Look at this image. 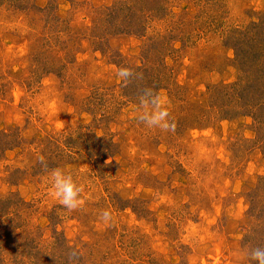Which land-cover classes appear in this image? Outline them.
I'll list each match as a JSON object with an SVG mask.
<instances>
[{
  "label": "rangeland",
  "instance_id": "rangeland-1",
  "mask_svg": "<svg viewBox=\"0 0 264 264\" xmlns=\"http://www.w3.org/2000/svg\"><path fill=\"white\" fill-rule=\"evenodd\" d=\"M159 1L0 0V132L23 141L0 154V196L25 207L21 234L46 247L35 262L55 237L69 264H250L264 245V78L241 81L225 44L264 23V0ZM121 66L167 68L172 131L139 121L147 85ZM57 167L84 188L77 210L52 195Z\"/></svg>",
  "mask_w": 264,
  "mask_h": 264
},
{
  "label": "trees",
  "instance_id": "trees-1",
  "mask_svg": "<svg viewBox=\"0 0 264 264\" xmlns=\"http://www.w3.org/2000/svg\"><path fill=\"white\" fill-rule=\"evenodd\" d=\"M117 12L118 11L116 10L115 13ZM262 24L264 23H261L259 26L258 24H255L253 22L248 27H246V33H244L242 36V38H245L244 40L236 39L238 38L236 37V31H234V34L232 36H226L225 44L230 46V48L234 51L235 58H237L239 66H241L240 71L242 72L241 76L243 78V80L241 79V81H243L244 83L245 81L247 82L248 77L252 72L251 70L253 69H255L253 75L256 76V81H258L259 77L264 78V47L260 46L259 44L261 41H263L262 43H264V25ZM257 26L258 28L256 30L255 28ZM126 31L128 33H131V31L129 30ZM174 41L175 40L172 39L169 43H172ZM162 69L163 73L161 74V78H159V80H157V77L150 78V76L148 75L149 72L147 66H143L140 68L137 67L136 72L143 73V78L145 84L147 85L146 87L152 88L155 92H158L162 90L166 85L163 84L162 80L165 83L166 81H168L170 75V72L165 66ZM164 79H166V81ZM131 85L132 83H129V86ZM128 89H124V91ZM261 92L264 94V89ZM262 93L260 99L261 101L257 99L254 104L257 111H264V97L262 96ZM240 97L243 100L245 98L243 95H241ZM122 98H126V100L129 101L128 99H130V94L128 92H125L124 94H122ZM254 119L258 122V119ZM259 122L260 124H262L261 126L264 127L263 119H260ZM94 140L96 143H103L101 147L97 148L99 149L98 153H100L101 151V153L107 154V149L110 148L111 143L113 144V142H111L109 139V141L107 140L106 142L97 136H94ZM22 143L23 141L21 140L17 129H12L8 132H0V154H3L6 150L17 148ZM98 155L99 154H97L96 156L98 157ZM15 172H18V170ZM10 195L15 196L16 200L11 199L10 196H0V264H29V262L30 264H60L59 262L61 260V264H69L71 262L70 254L67 257L66 252H73V248L69 247L68 245L66 246L65 241L62 237L54 238V244L52 248V254L54 255H52L44 262L42 260H40L39 262H35L38 261L37 259H41V255H45L46 247L44 245H40L39 242L36 241L35 236H31L32 234L24 236L21 234V211L24 210L25 207L19 205L20 198L18 200V197L16 195ZM53 234L56 235L55 230L53 231ZM27 257H29L28 260Z\"/></svg>",
  "mask_w": 264,
  "mask_h": 264
},
{
  "label": "clouds",
  "instance_id": "clouds-1",
  "mask_svg": "<svg viewBox=\"0 0 264 264\" xmlns=\"http://www.w3.org/2000/svg\"><path fill=\"white\" fill-rule=\"evenodd\" d=\"M117 75L125 84L142 80V73L136 72L130 67L121 66ZM138 101L141 108L138 119L148 129H159L162 132H169L174 129V123L167 107L164 106L160 95L152 88L145 87L140 90ZM42 167L47 170L48 165L43 156L40 157ZM52 195L69 212L79 209L84 201L82 193L84 188L71 174L57 167L51 169L48 174ZM101 220L108 225L112 219L109 211H104ZM250 264H264V247H252L247 251Z\"/></svg>",
  "mask_w": 264,
  "mask_h": 264
}]
</instances>
